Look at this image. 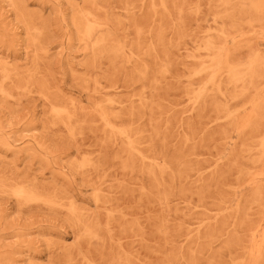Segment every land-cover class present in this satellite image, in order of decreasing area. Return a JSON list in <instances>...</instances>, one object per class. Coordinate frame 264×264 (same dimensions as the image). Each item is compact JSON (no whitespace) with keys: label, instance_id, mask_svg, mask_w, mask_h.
<instances>
[{"label":"rangeland","instance_id":"1","mask_svg":"<svg viewBox=\"0 0 264 264\" xmlns=\"http://www.w3.org/2000/svg\"><path fill=\"white\" fill-rule=\"evenodd\" d=\"M0 264H264V0H0Z\"/></svg>","mask_w":264,"mask_h":264}]
</instances>
